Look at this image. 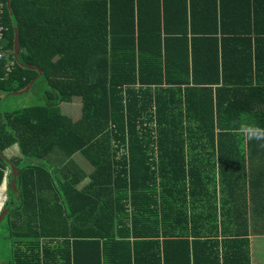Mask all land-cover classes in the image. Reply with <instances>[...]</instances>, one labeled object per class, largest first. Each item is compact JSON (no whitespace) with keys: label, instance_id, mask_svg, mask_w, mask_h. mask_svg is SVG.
<instances>
[{"label":"trees","instance_id":"trees-1","mask_svg":"<svg viewBox=\"0 0 264 264\" xmlns=\"http://www.w3.org/2000/svg\"><path fill=\"white\" fill-rule=\"evenodd\" d=\"M6 1L0 105L44 100L0 108V264H249L208 207L264 154V0Z\"/></svg>","mask_w":264,"mask_h":264},{"label":"crops","instance_id":"crops-1","mask_svg":"<svg viewBox=\"0 0 264 264\" xmlns=\"http://www.w3.org/2000/svg\"><path fill=\"white\" fill-rule=\"evenodd\" d=\"M8 3V0L6 1ZM5 0H0V24L3 14V6ZM0 25V26H1ZM2 33V32H1ZM3 34H1L2 39ZM2 46V45H1ZM0 61L4 58L5 54L0 51ZM9 61L6 62L5 67L9 69ZM1 68V67H0ZM4 93L0 92V96ZM9 98V97H8ZM8 98L6 100H8ZM5 100V101H6ZM245 148V160L243 161V190L242 195L239 197L238 202H230V197L228 202H226L223 207L218 205V197L215 200V204L210 205V210L215 213V220L218 223L222 220V215L225 213L227 215V224L229 225V218H231V213L236 209L239 212L245 214V221L242 228L246 230L245 238L247 239V256L249 259V264H264V154L258 158L250 157V148L247 144H244ZM9 154L10 151H8ZM7 152V153H8ZM7 180V178L5 179ZM3 188V187H2ZM5 188V187H4ZM3 198L6 199L8 196L7 189L3 190ZM215 205V207H213ZM213 221V218H211ZM233 220V219H232ZM229 222V223H228ZM189 225V224H188ZM230 230H234V224L229 225ZM218 238H221V234L218 233Z\"/></svg>","mask_w":264,"mask_h":264},{"label":"rangeland","instance_id":"rangeland-1","mask_svg":"<svg viewBox=\"0 0 264 264\" xmlns=\"http://www.w3.org/2000/svg\"><path fill=\"white\" fill-rule=\"evenodd\" d=\"M42 87L43 81L40 79L36 81L26 92L24 91L23 93L12 95L8 98V100H6V98V101H2L0 108L6 111H14L36 103L43 104L44 92L41 89ZM59 108L70 116H77L80 113V100L79 98H74L71 102H61L59 104ZM7 152L8 151H5V153L9 155V152ZM0 193L4 194L3 188H0ZM2 200H4V198ZM2 232L5 233L6 230L2 228ZM5 237L6 236L4 234L0 235V253H3V256L9 252V240Z\"/></svg>","mask_w":264,"mask_h":264},{"label":"clouds","instance_id":"clouds-1","mask_svg":"<svg viewBox=\"0 0 264 264\" xmlns=\"http://www.w3.org/2000/svg\"><path fill=\"white\" fill-rule=\"evenodd\" d=\"M239 132L248 141L260 142V147L264 148V127L245 123L240 126Z\"/></svg>","mask_w":264,"mask_h":264},{"label":"water","instance_id":"water-1","mask_svg":"<svg viewBox=\"0 0 264 264\" xmlns=\"http://www.w3.org/2000/svg\"><path fill=\"white\" fill-rule=\"evenodd\" d=\"M17 36V35H16ZM16 36H15V39H14V45L16 44ZM35 79H32L29 84L27 85V87L25 88V90H27L34 82Z\"/></svg>","mask_w":264,"mask_h":264},{"label":"built area","instance_id":"built-area-1","mask_svg":"<svg viewBox=\"0 0 264 264\" xmlns=\"http://www.w3.org/2000/svg\"><path fill=\"white\" fill-rule=\"evenodd\" d=\"M1 29H2V27L0 26V37H1V34H2V33H1ZM0 56H1V55H0Z\"/></svg>","mask_w":264,"mask_h":264}]
</instances>
